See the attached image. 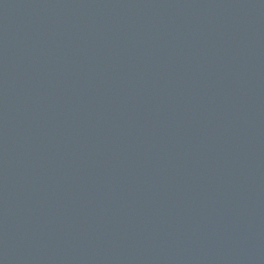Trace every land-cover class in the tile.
Returning <instances> with one entry per match:
<instances>
[{
	"label": "water",
	"instance_id": "obj_1",
	"mask_svg": "<svg viewBox=\"0 0 264 264\" xmlns=\"http://www.w3.org/2000/svg\"><path fill=\"white\" fill-rule=\"evenodd\" d=\"M0 264H264V0H0Z\"/></svg>",
	"mask_w": 264,
	"mask_h": 264
}]
</instances>
